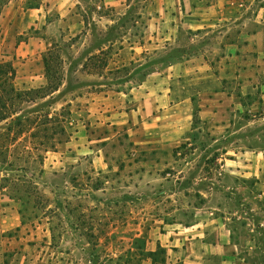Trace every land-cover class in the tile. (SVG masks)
<instances>
[{
    "label": "rangeland",
    "instance_id": "obj_1",
    "mask_svg": "<svg viewBox=\"0 0 264 264\" xmlns=\"http://www.w3.org/2000/svg\"><path fill=\"white\" fill-rule=\"evenodd\" d=\"M11 1H21L25 8L42 3L0 0V16ZM75 12L82 15L86 28L76 37L64 32L49 48L48 85L13 99L8 111H0V119L7 118L0 122V212L10 204L21 222L18 228L0 232V264H144L148 257L153 264H163L165 249L145 251L146 227H159L164 218L161 205L172 211L167 220L183 219V206L200 199L193 185L199 181L194 179L210 177L209 166L220 167L221 159L235 158L240 151H264V105L259 97L244 101L257 103L256 108L233 114L221 133H214L199 120L195 98L193 104L178 107L168 96L158 101L176 84V65L194 59L214 40L185 26L177 39L155 41V27L149 30L138 23L144 15L138 3L88 13L79 6ZM148 12L159 15L158 9ZM100 15L115 22L99 23ZM211 60L218 69L215 60L221 59ZM0 66L6 70L0 74L1 85L9 82L14 68L1 50ZM147 79L149 90L141 91L152 93L149 111H163L168 125L178 115H191L189 139L170 135L160 143L157 125L149 131V142L136 143L140 136L128 132V125L111 127L104 121L98 126L91 119L84 123L81 147L86 148L72 157L67 143L73 115L88 113L94 98L109 114L142 113L144 98L137 93ZM61 83L66 84L61 93L51 97ZM104 97L109 98L107 105ZM70 100L75 102L67 103ZM97 155L107 163L105 169L97 167ZM98 187L106 190L97 192ZM10 199L12 204L7 203Z\"/></svg>",
    "mask_w": 264,
    "mask_h": 264
},
{
    "label": "crops",
    "instance_id": "obj_2",
    "mask_svg": "<svg viewBox=\"0 0 264 264\" xmlns=\"http://www.w3.org/2000/svg\"><path fill=\"white\" fill-rule=\"evenodd\" d=\"M137 3L144 10L138 23L141 21L149 30L155 27V41L177 39L185 26L214 40L194 59L176 65V84L167 94L159 95V103L168 96L171 105L188 106V101L193 104L195 98L199 104V120L214 133H221L233 114L256 108L257 103L244 101L259 97L264 105V0H42L37 8H25L21 1H11L0 16V50L13 62L15 87L31 91L48 85L45 54L63 38L64 32L76 37L86 28L75 8L81 6L88 13L90 9L132 8ZM151 9H158L159 15L148 12ZM98 20L105 24L115 22L104 15ZM211 57L221 59L215 60L218 69L213 67ZM150 83L149 79L143 81L137 93L144 98L142 113L109 114L106 113L109 110L94 100L98 98H94L89 114L73 115L70 125L74 127L70 129L71 140L67 143L69 154L73 157L76 152L83 153V129L87 130L84 123L91 119L98 126L104 121L111 127L128 125V132L140 136L136 143L149 142V131L157 125L160 143L170 135L181 141L188 140L192 116L178 115L175 122L164 124L163 111L156 115L149 111L151 91H141L149 90ZM65 85L61 83L50 96L61 93ZM104 99L107 105L109 98ZM70 102L75 101L67 103ZM143 137L147 139L142 141ZM96 161L99 169L107 166L98 155ZM70 164L69 169L73 168ZM209 168L210 177L194 179L199 181L193 185L200 199L196 205L183 206L187 207L188 215L183 212V219L179 216L169 221L167 217L172 216V211L161 205L164 218L159 227L145 225V251L155 253L159 247L165 249L163 264H264V151H240L235 158L221 159L220 167L214 163ZM105 190L98 187L96 191L104 193ZM165 195L167 199V190ZM7 203L12 204L11 199ZM0 213V232L20 226L19 212L12 205L7 204ZM131 227L129 221L128 228ZM143 263L154 262L148 257Z\"/></svg>",
    "mask_w": 264,
    "mask_h": 264
},
{
    "label": "trees",
    "instance_id": "obj_3",
    "mask_svg": "<svg viewBox=\"0 0 264 264\" xmlns=\"http://www.w3.org/2000/svg\"><path fill=\"white\" fill-rule=\"evenodd\" d=\"M8 4V3H7ZM6 4V5H7ZM40 4H37L36 6H34L33 8H37L39 7ZM44 63H45V71H46V75L48 77V81H49V77H50V73L51 70L49 69V63L50 60L48 59V56L45 54L44 56ZM11 78L9 80V82L6 80L4 82V84H1L0 87H3V90L1 91L0 94V111H8V107L10 106V102L14 99L16 100H21L23 98L24 95L29 96L32 92L36 91V90H31V91H25V90H18L15 87L14 84V80L16 77V70L14 68H11ZM0 74H6V70L3 69V66H0ZM58 88H56L55 90H57ZM11 96V97H10ZM198 114V113H197ZM197 114L195 113V118L197 117ZM7 118H1L0 122L5 121ZM33 139H36V134L34 136H32ZM13 140H16V137L13 138ZM44 146V144H42ZM1 187V185H0ZM4 190V188L0 189V193Z\"/></svg>",
    "mask_w": 264,
    "mask_h": 264
}]
</instances>
